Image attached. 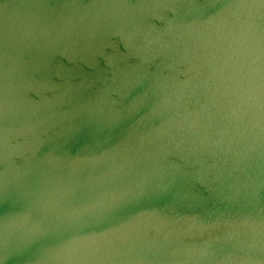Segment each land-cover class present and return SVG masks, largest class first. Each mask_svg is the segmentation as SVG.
Segmentation results:
<instances>
[{
  "label": "water",
  "instance_id": "1",
  "mask_svg": "<svg viewBox=\"0 0 264 264\" xmlns=\"http://www.w3.org/2000/svg\"><path fill=\"white\" fill-rule=\"evenodd\" d=\"M0 264H264V0H0Z\"/></svg>",
  "mask_w": 264,
  "mask_h": 264
}]
</instances>
